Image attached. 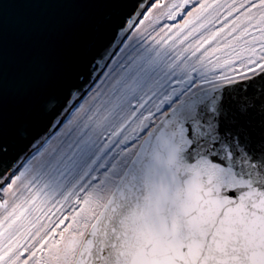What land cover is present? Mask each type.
Listing matches in <instances>:
<instances>
[{"label": "snow or ice", "instance_id": "obj_1", "mask_svg": "<svg viewBox=\"0 0 264 264\" xmlns=\"http://www.w3.org/2000/svg\"><path fill=\"white\" fill-rule=\"evenodd\" d=\"M0 264H264V0H0Z\"/></svg>", "mask_w": 264, "mask_h": 264}]
</instances>
